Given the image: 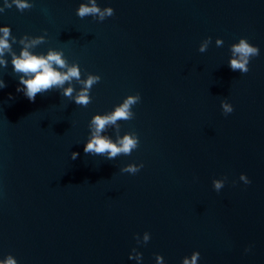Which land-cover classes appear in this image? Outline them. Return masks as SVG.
<instances>
[{"label":"water","instance_id":"water-1","mask_svg":"<svg viewBox=\"0 0 264 264\" xmlns=\"http://www.w3.org/2000/svg\"><path fill=\"white\" fill-rule=\"evenodd\" d=\"M25 2L0 0V264H264V0H95L103 20L77 15L92 0ZM241 38L259 49L247 73L230 69ZM22 50L79 79L29 101ZM94 135L137 147L85 153Z\"/></svg>","mask_w":264,"mask_h":264},{"label":"clouds","instance_id":"clouds-1","mask_svg":"<svg viewBox=\"0 0 264 264\" xmlns=\"http://www.w3.org/2000/svg\"><path fill=\"white\" fill-rule=\"evenodd\" d=\"M13 3L16 5L18 10L23 11L24 9L31 8L32 5H29L25 2V0H13ZM12 5H7V7H11ZM4 9L0 8V12H3ZM99 14L101 20L104 19L105 14L108 16L113 15L112 8H106L104 12H101L98 7L95 5V0H92V6H88L86 4H80L77 15L81 18L86 15H95ZM0 31L4 32L5 39H0V54L3 53V49L9 47L7 43V37L9 35L10 28L4 27L0 29ZM219 43V41H218ZM203 52L204 46H201L199 49ZM232 53L234 55V59L230 61V69L232 71L239 70L241 73H247L249 59L251 57L257 56L259 54V49L253 45H251L246 39L241 38L238 44L232 45ZM13 70L17 73L32 74L30 79H24L23 76L19 78V84L23 85V89L18 87L17 91H23L24 95L28 98L29 101L34 102L37 94H41L50 90L53 86H60L65 81L69 80L72 77L79 79V71L77 67L73 66L68 69L66 73H61L56 71L52 67L53 64L58 65L60 68L65 67L64 61L61 59V55L56 52H49L47 57L32 55L27 50H22L20 56H13L12 59ZM99 76H90L87 81L84 82L85 88L82 91L81 95L77 97L76 102L78 104L87 105L89 102L88 97L86 95L87 89L91 88L94 82L99 81ZM6 85L0 81V88L5 87ZM71 89H66L64 95H70ZM11 99V96L9 97ZM139 98V94L135 97L129 96L124 103L118 107L115 112L106 117L96 116L92 123L95 125L96 132L99 133L104 130L105 125L108 123H115L118 119H132L133 114L129 112L130 105L136 103ZM223 112L225 114L231 113L233 111L232 106L230 107L228 104H223ZM119 147L116 144L111 143L108 139L101 137L99 135H94L92 140L89 141L85 147V153H95V154H108V158L112 159L120 153L129 154L131 150L137 147V140L130 138L129 136H125L119 142ZM78 156V153H72L71 158L74 160ZM143 167L141 164L139 167L129 165L126 169H122V171H127L130 173H136L139 169ZM244 178V177H242ZM250 181L247 179L246 183ZM221 187L219 182L215 183V188L219 189ZM148 239V236H145V240ZM200 255L199 252H196L192 256L191 264H196L197 257ZM159 262L160 257H157ZM3 264H16V261L12 257H8ZM184 264H190L187 258L184 259Z\"/></svg>","mask_w":264,"mask_h":264}]
</instances>
